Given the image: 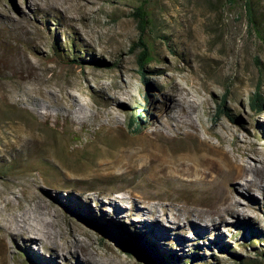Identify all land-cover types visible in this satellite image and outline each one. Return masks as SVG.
I'll use <instances>...</instances> for the list:
<instances>
[{
  "label": "rangeland",
  "instance_id": "1",
  "mask_svg": "<svg viewBox=\"0 0 264 264\" xmlns=\"http://www.w3.org/2000/svg\"><path fill=\"white\" fill-rule=\"evenodd\" d=\"M245 2L0 0V136L36 138L51 152L16 163L0 159V226L36 191L65 233L67 218L90 228V236L76 233L85 246L74 253L79 264H88L89 254L109 264H163L137 241L126 242L138 234L143 243L150 244L145 235L155 241L160 257L172 254V264L264 263V238L254 239L264 235V192L245 186L246 179L264 178V0H249L255 21ZM140 7L148 21L143 33L135 17ZM140 39L151 56L143 69ZM255 94L259 111L250 103ZM208 144L231 151L235 167L252 169L226 184L245 207L237 225L218 226L215 218L200 233L179 234L176 226L152 238L128 218L99 209L98 201L116 200L129 210L148 197V205L171 207L165 214L171 222L197 194L171 189L170 178L158 187L149 181L146 153L176 158ZM39 249L0 230V264H65L59 252Z\"/></svg>",
  "mask_w": 264,
  "mask_h": 264
},
{
  "label": "bare ground",
  "instance_id": "2",
  "mask_svg": "<svg viewBox=\"0 0 264 264\" xmlns=\"http://www.w3.org/2000/svg\"><path fill=\"white\" fill-rule=\"evenodd\" d=\"M28 100L36 106L39 104V102L37 104L36 99L30 100L28 98ZM43 108L47 109L49 105H44ZM20 135V133H17L12 138L0 136V159L4 160L6 156H9V161L16 163L24 160L26 157L30 159L34 152L40 153L41 150L45 156H51L49 149L44 148L45 142L28 136H23V138ZM234 149L242 156H247L246 152L242 153L239 151L241 147H239L238 143ZM164 153H156L153 150L148 151L146 153L148 162L144 173L149 177V181H157V187L160 184H164L170 178L171 186H169L171 189L189 188L197 194V199L192 203V207H184L185 209L183 210H176L171 222L165 220L166 210L171 209V207L164 206L158 209L155 205H148L145 202L148 197L142 198L143 205L141 206L131 202L129 210L125 209V204L119 203L116 200H109L107 202L98 201L99 209L101 211H106L107 209V211L114 214L122 215V218H128L134 226L137 224V226L141 227V230L142 228L146 230V234L151 237L152 235L158 236L163 233H168L176 229V226H178L177 233L179 234L186 231V229L190 230V228L200 233L201 230L205 229L207 223L211 225L215 224V218L218 219V226L221 224L237 225L242 220H245L246 216L243 212L245 207H242L236 196L232 195L226 189V184L233 177L242 178L244 172L251 171L252 169H247L243 166L235 167L233 165L234 163L232 164L233 157L230 155L231 151L229 153L219 147L208 144L205 147L203 146V148H199L196 151H189L176 158L173 156L170 157L168 153ZM34 155L36 154L34 153ZM258 185H261L260 189L264 192V178L258 183L254 179H246L245 181L247 188L253 186L258 187ZM15 193L13 192L12 194L17 197ZM30 193L32 194L31 200L28 201L25 207H17L14 209L17 213H8V216L6 215L3 218L4 223L0 226L3 236H8L12 239L23 237L27 242L32 243L37 250L40 251L39 247L48 251L55 250L63 257L65 256V264H72L70 262L72 259L75 260L74 253L77 252V249L82 250L85 247L83 241L77 238L76 233L90 236V228L80 222H75L67 218V221H64L66 222L65 226H68L69 229H67L68 233H65L62 226L58 224V220L56 221L57 216L51 214L53 209H51L52 206L47 199L36 191H31ZM151 197L156 198V196ZM122 199L126 201L130 198L123 196L121 197ZM126 202L128 203V201ZM246 205L249 206V204ZM240 207L242 210H239ZM132 216H137L140 219H132ZM180 216H187L189 219L187 223H180ZM194 218L196 221L193 220ZM228 219L231 220L229 221ZM164 220L169 223L167 227L163 224ZM54 230H58L57 240L54 238V232H56ZM68 238H71V241H68ZM144 239L149 243L156 244L147 235L144 236ZM90 245L92 246V244ZM103 258H95L92 254H89L87 255V263H110ZM120 262L121 264H126L121 260ZM75 264L79 263L76 261Z\"/></svg>",
  "mask_w": 264,
  "mask_h": 264
},
{
  "label": "trees",
  "instance_id": "3",
  "mask_svg": "<svg viewBox=\"0 0 264 264\" xmlns=\"http://www.w3.org/2000/svg\"><path fill=\"white\" fill-rule=\"evenodd\" d=\"M245 3H246V6H247V13H248V17H249L250 21H255L254 16L252 14V9L250 7L249 0H246ZM135 17L138 20L140 31H141V33H143L144 29L146 27V24L148 23L147 15H146L145 10L142 7L137 8L136 12H135ZM139 44L143 47V50L138 55L137 62H138L139 67L141 69H143V67L148 62L151 61V56L149 54V48H148V45H147V40L146 39H143V40L140 39ZM76 61H77L76 58H72V62L73 63H75ZM250 103H251V106H252L253 109L259 111L261 109V106H262V99H261L260 95L259 94H255L254 96H252V98L250 100ZM219 111H221V110H219ZM222 112H224V111L222 110ZM132 124L135 125V127L137 129L139 124H142V121L137 116L134 120L132 119ZM254 237H255L254 239H256L257 241H260L262 238H264V235L254 236ZM142 238H143L142 235L138 234V235L135 236L134 239L133 238H129V239H125V240H126V242L129 243V245L133 244L135 241H137L139 244L143 245V247H144L143 249L145 251L147 250L146 252L149 253L148 255H151L152 259L154 257H157V258H160V260L162 259V263L163 264H172L171 263L172 255H170L168 257H163V258L160 257L161 254L158 253V251H156V249H154L153 246H151V243L150 244H146V243L142 244V242H143ZM145 255H146V257H148V255L146 253H145ZM140 256L145 259L144 255L141 254ZM234 264H264V263L258 262L257 259L252 260V261H248V262H244L242 259H237V260L234 261Z\"/></svg>",
  "mask_w": 264,
  "mask_h": 264
}]
</instances>
